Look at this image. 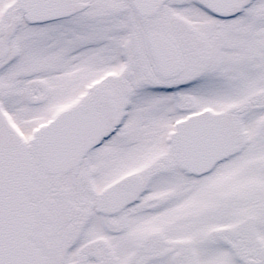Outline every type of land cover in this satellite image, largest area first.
<instances>
[{
	"label": "snow or ice",
	"instance_id": "1",
	"mask_svg": "<svg viewBox=\"0 0 264 264\" xmlns=\"http://www.w3.org/2000/svg\"><path fill=\"white\" fill-rule=\"evenodd\" d=\"M0 264H264V0H0Z\"/></svg>",
	"mask_w": 264,
	"mask_h": 264
}]
</instances>
